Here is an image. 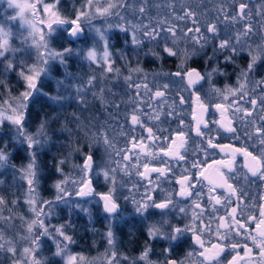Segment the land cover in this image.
I'll use <instances>...</instances> for the list:
<instances>
[{
    "label": "snow or ice",
    "instance_id": "1",
    "mask_svg": "<svg viewBox=\"0 0 264 264\" xmlns=\"http://www.w3.org/2000/svg\"><path fill=\"white\" fill-rule=\"evenodd\" d=\"M251 2L4 0L0 264H264V0ZM81 217L96 256L74 250ZM129 218L132 255L117 236Z\"/></svg>",
    "mask_w": 264,
    "mask_h": 264
},
{
    "label": "trees",
    "instance_id": "2",
    "mask_svg": "<svg viewBox=\"0 0 264 264\" xmlns=\"http://www.w3.org/2000/svg\"><path fill=\"white\" fill-rule=\"evenodd\" d=\"M259 0H252L251 5L252 7L255 6L256 3H258ZM177 7H179V5H177ZM1 11V9H0ZM146 67L149 69V71L152 70V66L151 65H146ZM174 69V65L173 63H168L167 65H165L164 70H172ZM226 81H224L223 79H221L218 82V86L223 87V84ZM179 87V85L174 84L173 85V90H172V95H175V91L177 90V88ZM185 96L187 98L188 94L185 93ZM176 124L173 123L172 127H174ZM57 152V148H53L51 153L48 156L42 157L41 159L45 162H48L51 160V156L53 154H56ZM23 155V154H22ZM15 163L20 164L22 163V160L20 158H17L15 160ZM8 179H11V175L10 173L8 174ZM42 194L46 197V198H50L52 192H51V181L48 182V186H47V190L43 191ZM65 213H61V217H63ZM128 214L125 213V216H127ZM77 224V239L79 241L78 246L75 247V251L80 252L83 251L86 255L91 256H95L97 255L96 250H92L91 253H89V249L91 248L92 245V241L93 239H98V237H93L92 234L90 232H87L86 229L88 228V224H87V220L85 217H81L80 219H78L76 221ZM96 228L99 230H104V223L102 221H98L96 223ZM142 226L140 225V223L138 222V220H132L131 218H129L128 223L127 224H122L118 229H117V236L120 240L123 241V243L120 245L119 250L120 251H127L129 255L134 254L135 252L138 251L139 249V245L138 244H134V243H130L129 242V237L127 235L128 231L131 230L133 232H135L137 234V237L140 239L141 243H142V237L139 236V229ZM100 251H103V248H100ZM47 254L50 255V253L47 251Z\"/></svg>",
    "mask_w": 264,
    "mask_h": 264
},
{
    "label": "flooded vegetation",
    "instance_id": "3",
    "mask_svg": "<svg viewBox=\"0 0 264 264\" xmlns=\"http://www.w3.org/2000/svg\"><path fill=\"white\" fill-rule=\"evenodd\" d=\"M212 116H213V118H215V119H219V114L216 113L214 110H213V112H212ZM212 135H215V133H212ZM196 142H199V141H196ZM219 143H222V144L235 143L236 146H240L238 142L232 141L229 137H226V136H223V135L221 136V138H220V140H219ZM193 147H194L193 142L190 141L189 152H191V151L193 150ZM200 158H201V159L203 158L202 155H201ZM215 158H216V159H223V158H225V157H223L222 154H220L219 151L217 150V155H216ZM191 159H192V158H191V156H190V157H189V161H191ZM238 161H239V158H238ZM180 171H181V169H180L179 167H177V168H176V172H177V174H179ZM255 191H259V190H258V189H254V192H255ZM159 247H160L159 245L156 246L157 251H159ZM182 254H183V253H180V255H182Z\"/></svg>",
    "mask_w": 264,
    "mask_h": 264
},
{
    "label": "rangeland",
    "instance_id": "4",
    "mask_svg": "<svg viewBox=\"0 0 264 264\" xmlns=\"http://www.w3.org/2000/svg\"><path fill=\"white\" fill-rule=\"evenodd\" d=\"M6 7H7V6H6V3H4V0H0V9H1V11H0V16H2V15L4 14ZM11 13H12V10H8V14H11ZM206 87H207V86H206ZM205 90H206V88H205ZM213 102H215V101H213ZM185 107L187 108L188 112L191 111L190 106H185ZM186 120H188V121L191 120L190 115L186 117ZM166 125H167V121L165 122V126H166ZM175 127H176V125H175L173 128H175ZM44 255H46V256L48 255V254H47V251H45ZM95 256H96V255H95Z\"/></svg>",
    "mask_w": 264,
    "mask_h": 264
}]
</instances>
